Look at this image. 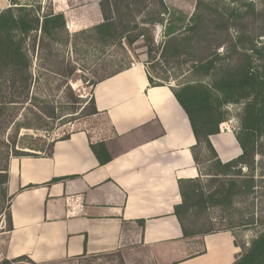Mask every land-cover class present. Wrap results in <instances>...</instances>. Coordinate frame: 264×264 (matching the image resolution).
Wrapping results in <instances>:
<instances>
[{"label":"crops","instance_id":"0c3cea01","mask_svg":"<svg viewBox=\"0 0 264 264\" xmlns=\"http://www.w3.org/2000/svg\"><path fill=\"white\" fill-rule=\"evenodd\" d=\"M0 0V11L9 8ZM131 64L92 91L97 114L47 150L12 156L3 202L11 218L5 254L34 264L120 253L124 264H233L232 232L185 238L174 215L179 182L199 170L190 120L169 86L148 79V48L124 42ZM219 159L242 154L234 126L210 137ZM104 144L101 165L92 145Z\"/></svg>","mask_w":264,"mask_h":264},{"label":"trees","instance_id":"16d2710c","mask_svg":"<svg viewBox=\"0 0 264 264\" xmlns=\"http://www.w3.org/2000/svg\"><path fill=\"white\" fill-rule=\"evenodd\" d=\"M8 1L10 7L0 11V116L8 105L33 104V100H36V97H31L32 87L38 80L34 69L35 56L37 61L45 62L48 67L45 70L50 74L64 78L72 104H82L81 99L74 97L68 85V79L76 71V64L69 56V46L71 55L79 53L85 47L99 51L111 50L114 55L119 54L128 59L124 42L134 44L143 38L148 48L147 66L148 63L153 66L184 57L185 62L190 64V72L199 76L194 83L179 84L176 88L169 86L190 120L196 138L192 154L200 172L195 180L179 182L182 203L175 207L174 215L181 225L184 237L194 238L215 233L214 229L199 223L201 214L208 206H230L238 199H247L255 194L257 181L264 177L257 175L263 163L256 161L258 156L264 158V42L261 39L264 37V0H259L260 8L251 1L244 10H234V65L221 64L224 58L216 47L219 46L221 32L217 29L229 30V25L224 23L222 15L212 13L214 19H208V23L215 31H208L207 19L201 12L202 0H197L192 23L179 27L177 31H173L171 25L168 27L172 18L167 0H101L99 9L102 22L74 35L66 29L64 14H55L52 10L41 14L42 0ZM164 24H167L166 31H161V35L166 39L157 43L156 28ZM224 32L227 33L228 40L222 44L232 43L230 31ZM184 35L186 37L181 39ZM31 40L33 42L30 45ZM117 62L116 66L121 65L118 70L97 80L94 87L129 67L127 64L122 66L121 61ZM147 66L152 86H168L157 83L154 72ZM201 78H211V85L204 84ZM228 104L243 105L239 115L240 131L236 134L242 154L223 163L212 146L210 137L220 133V125L225 121L222 108ZM41 113L47 119L56 118L54 108L46 112L41 110ZM82 114H97L92 95L80 110L79 115ZM91 147L101 165L110 161L104 144ZM45 150L51 155L52 143ZM15 154L16 157L29 155L19 154L17 151ZM204 165H210L207 174L201 171V166ZM232 171L234 175H231ZM204 179L209 182L208 190L205 189ZM7 182V166L0 167L3 196V187ZM4 210L3 206L0 207V212ZM7 216L11 228L8 212ZM234 244L242 253L233 264H264V232L253 239L248 247L236 242ZM23 261L34 264L27 257L14 260ZM1 264H9V261Z\"/></svg>","mask_w":264,"mask_h":264},{"label":"rangeland","instance_id":"374dc122","mask_svg":"<svg viewBox=\"0 0 264 264\" xmlns=\"http://www.w3.org/2000/svg\"><path fill=\"white\" fill-rule=\"evenodd\" d=\"M100 1L42 0L40 3L42 6L41 14L51 10L55 14H64L67 20L66 29L71 35H74L102 22L99 9ZM251 1L256 7H261L259 0H202L201 12L207 19V26H209L208 19H214L212 13L222 15L224 23L229 25V30L217 29V31H221L218 40L219 46H216L218 53L224 58L221 64L232 63L234 65L232 59L234 57V10L238 8L244 10L246 4ZM196 3L197 0H167L166 4L172 18L169 20L168 27L171 25V29L177 31L179 27L189 26L192 23ZM7 6L10 7L9 1ZM166 19L168 22V18ZM166 25L156 28L157 43L165 41L166 38L162 37L161 31H166ZM208 29V31H215L212 26H209ZM224 31H230L232 43L222 44L228 40L227 33ZM185 37L184 35L181 39ZM261 39L264 42V37ZM32 42V40L29 41V44L31 45ZM68 52L71 60L76 64L75 74L68 79V85L74 97L81 99L80 101L83 103L72 104L73 100H71L69 89H66L64 78L50 74L45 70V68L48 69L45 62L37 61L35 56L34 69L38 80L32 87L31 97H36V100H33V104H29V102L25 105H8L3 115L0 116V167L5 168L9 159L16 155V151L19 154L43 152L53 140L78 130L80 124L88 117L85 114L79 115V113L84 104L89 102L91 98L93 84L118 70L121 65L116 66L117 61H121L122 66L123 64L125 66L131 64L129 56L126 59L119 54L114 55L111 50L99 51L84 47L79 53L71 55L69 46ZM112 61H116V63ZM185 61L186 58L182 57L179 60H170L164 64L159 62L158 65L153 66L148 63L147 67L151 72H154L153 75L156 77L157 83L176 88L179 84L194 83L199 78L197 74L190 72V64ZM201 80L208 86L212 83L211 78H201ZM213 94L217 95L216 92ZM34 104L38 106H34ZM90 106L88 107L89 111L91 110ZM52 108L55 110L56 118L51 120L43 117L41 110L46 112ZM242 109L243 105L234 104H228L222 108L225 120L222 124L226 123L225 127L227 128L234 126L235 134L240 131L239 115ZM74 112L76 114H72ZM222 124L220 125L221 129ZM256 161L259 164L263 163L262 168L258 169L257 175H264V158L258 156ZM209 167L210 165L201 166L202 173L207 174ZM231 175H234V171ZM205 181L206 179H204L205 189L208 190L209 182ZM257 186L255 194L247 199H238L230 206H208L206 211L201 214L199 223L206 228L214 229L215 233L232 232L234 243L248 247L253 239L264 232V177L257 181ZM2 206L4 209L7 208L3 202L2 188L0 187V207ZM241 253L242 250L239 248V254ZM9 264L32 263L28 261L14 262L13 260L9 261ZM60 264H124V258L120 253H114Z\"/></svg>","mask_w":264,"mask_h":264},{"label":"built area","instance_id":"2783aa9c","mask_svg":"<svg viewBox=\"0 0 264 264\" xmlns=\"http://www.w3.org/2000/svg\"><path fill=\"white\" fill-rule=\"evenodd\" d=\"M7 212V209L0 212V264L7 260L5 249L8 240L7 238L11 231Z\"/></svg>","mask_w":264,"mask_h":264},{"label":"bare ground","instance_id":"6f19581e","mask_svg":"<svg viewBox=\"0 0 264 264\" xmlns=\"http://www.w3.org/2000/svg\"><path fill=\"white\" fill-rule=\"evenodd\" d=\"M226 126V123L225 124H222V129L223 130H226L227 129V127H225Z\"/></svg>","mask_w":264,"mask_h":264}]
</instances>
